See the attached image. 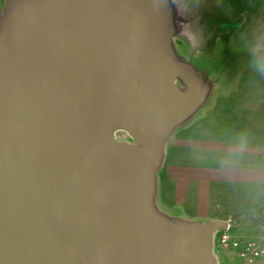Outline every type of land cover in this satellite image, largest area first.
<instances>
[{
  "label": "water",
  "instance_id": "1",
  "mask_svg": "<svg viewBox=\"0 0 264 264\" xmlns=\"http://www.w3.org/2000/svg\"><path fill=\"white\" fill-rule=\"evenodd\" d=\"M158 1L40 0L1 21L0 264H217L226 221L154 206L167 133L199 106L151 47Z\"/></svg>",
  "mask_w": 264,
  "mask_h": 264
},
{
  "label": "rangeland",
  "instance_id": "2",
  "mask_svg": "<svg viewBox=\"0 0 264 264\" xmlns=\"http://www.w3.org/2000/svg\"><path fill=\"white\" fill-rule=\"evenodd\" d=\"M167 1L166 13L181 22L175 26L172 37L166 42L168 48L165 50L172 52L166 54L167 61L169 66H176L178 73L182 74L179 77L177 73L178 80H175L182 95L185 97L187 94H194L199 106L189 118L182 119L167 133L163 148L164 153L167 149L175 160L188 161L189 153L178 148L174 140L179 138L181 131V135L188 133L198 144L209 133L219 136L217 107L212 98L214 96H228L225 104L230 108L238 106L240 97L243 96L245 104H248L245 106L255 112L258 129L262 128L264 71L260 68V60L264 57V0H192V13L179 10L184 5L183 0ZM202 25L209 37L201 50L202 39L199 33ZM208 84L212 89L211 95L202 106L201 100L208 92ZM233 96L239 102H232ZM188 120L189 130L185 128ZM115 138L127 141L126 135L121 131L115 133ZM230 219L232 223L227 233L231 238L257 240L261 236L263 240L260 243L264 247V221L259 220L257 215L250 214L239 219L231 216ZM252 221L261 227L259 231L246 230V226ZM219 233L220 231L216 232L215 241ZM215 241L213 254L217 264L218 261L219 264H245L233 249L221 248Z\"/></svg>",
  "mask_w": 264,
  "mask_h": 264
},
{
  "label": "crops",
  "instance_id": "3",
  "mask_svg": "<svg viewBox=\"0 0 264 264\" xmlns=\"http://www.w3.org/2000/svg\"><path fill=\"white\" fill-rule=\"evenodd\" d=\"M39 1L0 0V23L16 15L22 7ZM191 1L183 0L185 6L181 5L179 10L192 13ZM200 30L202 50L209 36L203 25ZM209 86L201 100L202 106L210 98ZM212 98L217 107L219 136L209 133L198 144L188 133L181 135V131L174 142L189 153L188 161L175 160L163 149L155 174L154 206L170 224H203L216 220L232 223L231 216L239 219L250 214L264 221V123L258 129L255 112L245 106L248 104L243 96L234 108L225 104L229 99L226 95ZM231 99L239 102L235 96ZM188 124L189 120L185 124L187 130ZM260 229L254 221L246 226V230ZM261 239L260 236L257 240Z\"/></svg>",
  "mask_w": 264,
  "mask_h": 264
},
{
  "label": "flooded vegetation",
  "instance_id": "4",
  "mask_svg": "<svg viewBox=\"0 0 264 264\" xmlns=\"http://www.w3.org/2000/svg\"><path fill=\"white\" fill-rule=\"evenodd\" d=\"M166 3H167V0H159L153 9L154 10V25L150 27L152 34L149 38L153 51L154 50L156 52L158 51V53H156V54H159V57H157V59L159 58V61H160V59L162 58L165 63L167 62L166 54H168V52L172 53L170 50L169 51L165 50L168 48L166 42L168 41V39L172 37L173 31L175 30V26L181 23L180 21L176 19H172V17H169V14H167L164 11ZM175 67L176 66L171 67V70L174 75V80H178L177 75H176L178 71H177V68ZM181 75L182 74L180 73L178 76L181 77ZM123 133L126 135L127 141H131L129 136L125 132Z\"/></svg>",
  "mask_w": 264,
  "mask_h": 264
},
{
  "label": "built area",
  "instance_id": "5",
  "mask_svg": "<svg viewBox=\"0 0 264 264\" xmlns=\"http://www.w3.org/2000/svg\"><path fill=\"white\" fill-rule=\"evenodd\" d=\"M231 226V222H227V228L220 231L215 241V235L213 237L214 241L221 248L233 249L236 256L242 260L245 264H264V247L261 245V241L254 240L251 238L246 239H235L231 238L227 231Z\"/></svg>",
  "mask_w": 264,
  "mask_h": 264
},
{
  "label": "bare ground",
  "instance_id": "6",
  "mask_svg": "<svg viewBox=\"0 0 264 264\" xmlns=\"http://www.w3.org/2000/svg\"><path fill=\"white\" fill-rule=\"evenodd\" d=\"M74 264H84V259L80 254L73 255Z\"/></svg>",
  "mask_w": 264,
  "mask_h": 264
},
{
  "label": "clouds",
  "instance_id": "7",
  "mask_svg": "<svg viewBox=\"0 0 264 264\" xmlns=\"http://www.w3.org/2000/svg\"><path fill=\"white\" fill-rule=\"evenodd\" d=\"M260 68H261L262 71H264V57H261Z\"/></svg>",
  "mask_w": 264,
  "mask_h": 264
}]
</instances>
